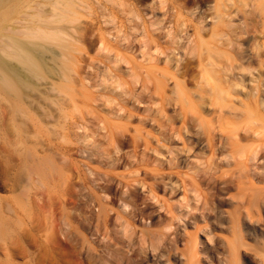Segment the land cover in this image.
<instances>
[{"label": "bare ground", "instance_id": "bare-ground-1", "mask_svg": "<svg viewBox=\"0 0 264 264\" xmlns=\"http://www.w3.org/2000/svg\"><path fill=\"white\" fill-rule=\"evenodd\" d=\"M4 1L12 0H0V4H2ZM69 2L72 4L75 3L74 5H76V2H81V0H72ZM69 2L68 0L67 2L66 0H60L59 3L63 4V8H58L56 3V6H54L58 10H60L61 8L62 9L60 12H58V15L56 10H54L56 14H52L50 19H54L53 16L55 15V18L58 17L59 23L62 24L63 22H69V24H71V30L69 29L71 32L66 29L65 24L61 25L58 30H56V27L55 33L50 34H48V32L47 34H45V32H42L44 31L43 29H37L42 30L41 32H38L30 28L31 32L34 31L32 33H34L33 35L34 37L36 36V38L46 40H49L50 38L52 40L57 38L58 40H60V48L62 49V52L60 54H58L57 52V54L62 57L67 55V51L65 50H67L69 47L68 40L70 39V41L75 44H81V42H83V35L85 34L83 32L84 27L82 29V22L80 21L81 19L75 18V16L78 15V12L74 8H71V6H68ZM214 3V5L212 4V8L209 7V13L202 11L201 9L200 11H198V13H196L195 11L190 12L186 10L187 8L180 0L160 1V4L164 5L165 7L164 17H166V20L170 25V29H167V31L165 30V27H163L162 29H156L155 31L159 33L154 32L155 34H153L147 32L146 34H143L141 38H134L132 37V34L118 30L117 33H115L114 35L112 34V40H110L105 37L102 32L99 33L98 36H95L96 33L94 29L96 27L94 29L92 28L93 31L89 30V32L93 33L94 35H90L91 33L87 34H89V37L95 36V39L97 37L96 40L98 42L97 44L99 45V51L97 50V57L91 58L90 62L89 60L85 61L89 62L90 66L93 69H96L95 72H86L87 74H84L85 76H87L85 77L84 81L86 83V80H88V84L82 83V87H85L87 89L89 87L91 88V90L93 88L97 92L101 93L105 92L104 90L107 89L110 92L109 96L105 95L107 96V102L108 100H113L116 101L119 105V110L115 113H111L113 116L110 118L112 119V123H109L110 119L108 118L95 116L96 119L101 123H99L101 129L112 130L116 134H118V136L113 137L114 142H116L118 145L124 144L125 141L127 143L129 139H131L133 145H136L140 142H138V140L141 139L145 144V148L149 150L153 139L156 140L157 143H160L162 141L165 143L163 146L167 148V153L169 156L166 162L169 169H175L176 172L170 171L167 173H161V170L158 168L152 169L151 173H149L148 171H146L145 173L144 171L140 170L141 172H144V176L141 178L133 177L130 180L124 181L123 185H125L126 187V189H124L125 191H129L128 187H132V189L135 188L134 185L137 184L142 186L143 188L145 187L148 194H150V197H153L155 196V187H158L160 184H163L164 186L170 185V183H172L171 181H173V179L175 178H177L180 184L183 185L184 189L186 179L179 176L177 172V169L181 167V164L184 163L185 166L190 170L191 167L195 166V163L190 159H198L201 155L207 154L208 159L207 161H205V164L209 167L210 171L215 172V169L219 166L218 162H223L222 158H224L226 161L225 166H227L226 169L228 170L221 176H208L203 178L196 176L199 178H192V181L194 183H196L197 181L205 182L206 184L213 186L220 184L219 186H221L222 189L226 190L229 187H234L237 190L238 196H232V199H234L233 202H235L236 199V202L234 203L236 207L234 206V208L235 214H238L236 216H233V218L231 219L232 223H230L232 224L231 228L233 230L232 234L234 236V239L230 241L222 238L223 242H221L228 247L229 257L235 259V264H240L237 259L239 258V256H243L244 250L242 252V249L249 250L251 245L254 246V244H252L254 242H251L250 245L247 244L246 241L254 240L255 244L258 243V245H256L257 247L253 248L254 250L252 249L254 252V258L253 256H250L252 257V260L248 259V261H251L248 263L246 262V264H264V228L259 227L261 230L260 232L259 230L253 229L252 227H250V229L245 226H242L243 228L241 227V225L245 224L244 219L246 218H248L247 220H249L250 222L252 220H256L255 223L262 226L264 225V213L260 214L261 216L259 215V213L257 215L252 214L254 213L252 208L254 209L255 207H258L259 211L260 207L264 208V0H215ZM83 5L86 6V3L84 2ZM81 8L82 10H84L83 7ZM90 9L91 8L88 7V9L85 10L89 11ZM69 12L71 14L70 16L68 15ZM87 14L88 16H90V18L94 16L91 11ZM187 17H190V19H188ZM206 18H209V21L212 22H210V24H206ZM53 22L55 23L54 20ZM48 23H50L49 20ZM84 23L86 22L84 21ZM47 27L50 28L49 26ZM91 27H89L88 29H90ZM52 28L54 27H51V29ZM99 28L102 29V26H100ZM28 29H26V31ZM51 32H53V30ZM27 38L31 39L30 37ZM85 38L87 39V36ZM94 38L92 39L95 40ZM2 40L0 39V50H2L3 52L6 51L10 58H14L18 62H20L29 73L23 74L15 62L12 63L10 60H6L5 58L0 56V141L4 143V140L7 139V148L9 149V151L5 149L6 152L8 151L9 154L14 151L18 152L20 156L23 157V161L25 164L29 163V158L31 157L30 154H32V150H37V148L39 149L41 147L44 148L45 145V150H60L62 155L59 153L58 155L64 157V160H61L63 163L65 160H67L65 158L66 154L70 152L72 148L65 145H58L55 140L59 137L65 136L64 132L59 130L60 127L62 128V130H66L72 127L68 124L71 119L72 123H74V113L65 112V109H67L69 106L76 107L78 104L79 99H76L72 96L74 91L73 86L71 89L72 93H70L68 90L69 86L65 87L63 90H57L56 88H54V85L50 83V81H45L46 79L44 80L43 76L41 75L42 70H44L45 73H50L46 67V60L42 56L36 55L34 53L35 51H33L32 49L21 48L16 40L11 41V43L8 41V44H5ZM5 47L7 49H5ZM121 50L130 53V55L127 56L120 53L119 51ZM135 53H138L140 55V57L143 59V62H140L138 64L134 62L133 55H135ZM64 59L67 60L65 57ZM75 59L76 63L74 62V65L76 66L75 72L77 73L82 69L79 63L82 62L83 58L78 55L75 57ZM95 61L102 63L105 66V69L102 68L101 70L100 68H98V66L95 67L93 64V62ZM122 63L126 64V66L129 67L126 70H122ZM53 66L55 67V65ZM90 66L88 65L86 66V68ZM66 68L67 67H65V69ZM84 70L82 73H84ZM51 74L52 73H50L49 75ZM65 75L66 74L64 73H59L60 79L68 82V84L72 83L71 77H66ZM98 76L102 77L100 78L101 80L98 78V81L103 82L104 84L108 83L109 85H102V83L95 81L94 79H96V77ZM32 77H35L38 81H44L45 84H49V87L47 86L46 90L45 88H43L45 93L43 92V90H41L42 88H38V85H41L42 82L37 84L33 81ZM77 79L78 78H76V80ZM170 80L173 83V89L170 92L171 96H167L166 86L167 82ZM137 85L138 88L136 89ZM101 96L103 95H100V97ZM130 98H135L140 102H143L144 100L153 101L154 104H157L158 107L154 112V115L151 114V122L156 125V128L158 127L157 135H153L150 131H145V133L143 134L139 130L135 129L134 132L139 133V139H137L135 133L125 134V131L127 132L126 126L120 124L119 122H115V120H119L125 121L128 124V122H130V120L134 117L132 111L126 108V102ZM95 100L97 99H94V101ZM166 106H173V111L170 115L166 113ZM77 112L79 115L78 110ZM75 114L77 115L76 112ZM84 115L88 116L85 113ZM95 117L93 118L95 119ZM81 118L79 119L80 121ZM77 120L78 118L75 121ZM82 121L84 120L82 119ZM140 121L145 122V119ZM85 123H87L86 120ZM42 135L46 136L45 139H43ZM173 143H176L178 144V146H180V148H178L179 150L174 151L170 147H168V144ZM1 147L2 146H0V148ZM4 147L5 146H3L2 149ZM81 151L83 152V149ZM89 153L90 155H93L91 154V152L87 151V155ZM182 153H184V160H180V156ZM60 158V156L59 158L57 156V159ZM66 164L67 162L64 165ZM64 168L66 169V166ZM259 169L263 171L261 176L260 174L259 176L256 174ZM134 171L135 170H133L132 172L135 176ZM136 174L140 175V173ZM62 176L63 177L61 180L63 181V183H65L66 177L64 174ZM105 176L109 178L110 175L108 173H105ZM127 176L131 177L129 173L127 174ZM100 181L97 182L99 183ZM91 183L95 184L93 182ZM98 183L97 185H99ZM72 185L69 184V186ZM74 185L76 186V184ZM97 185H93L95 186V189L100 188H97ZM106 191H104L105 195ZM70 192H74V190L71 188ZM67 193L70 195L69 192ZM65 195L66 192L63 193V199L61 200V203H65V200L68 199H65ZM69 195H67V197H69ZM74 197L75 196H73V198ZM109 198L111 197H108V199ZM56 200H58L59 202L58 198ZM56 200L55 203H57L59 206V203L56 202ZM67 202H69V200H67ZM82 202H84V200H82ZM70 203H73L74 205L76 202L74 203L73 199V202L71 200ZM71 205L72 204L68 205V208L73 206ZM89 206H91L90 202ZM126 207V204H124V208ZM85 209L86 208L82 209V211L84 210V213L86 212ZM8 211L13 210L9 209ZM106 211L107 209L105 208V206H100L98 214L96 215V213H93L95 214L97 219H94L91 216L92 220L94 219V222L95 220L99 222L96 225L97 229L93 232L79 231L78 228L74 226V224L65 214H60L61 216L59 215L58 217L59 220L55 218V221H57V223H53L50 229L48 225L49 230H47L45 234L41 235L43 237V240L40 244V248L42 249V261L38 260L40 262L38 263L90 264V262L95 261L93 264L97 262L98 264H115L116 261H124L125 258L123 257V255L126 256V254L128 253H123L124 251H121L122 246L120 247V245H126L127 242H134L131 240V235L133 236L135 232V229L133 228V218L135 216L131 217V214L129 215L126 213L122 214L121 212H116V221L123 220V222L119 221L120 223L118 227L120 230H117L115 232L116 236L113 240L114 242L112 241L113 238L110 237L111 241L113 242L111 244L108 236L111 235L110 233H112V231L110 233L107 232V221L109 217ZM207 211L211 212V209ZM215 212L214 214H216ZM244 212L246 215H244ZM233 213L234 212H232V214ZM139 214L143 215L142 212H139ZM230 215L228 217H230ZM73 217L76 218V216ZM29 219L32 220L31 218L25 219L26 225L28 224V221H30ZM83 220L84 219H82V221ZM55 221L53 220V222ZM77 221L78 220H76V222ZM89 222L88 226L91 225V223L93 224V222H91L90 224ZM99 224L102 225V229L99 228ZM4 225L5 222L0 219V228L4 229ZM57 226H59L60 228ZM195 226H197V224ZM100 229L102 232L100 231ZM200 231H203L202 228H200ZM30 232H32L31 229L23 233H27L26 236H28ZM176 233L178 234V232ZM176 233H173V241L170 240L171 243H174V241L177 242ZM141 238L139 239L140 241ZM106 239H108L107 242ZM194 240H190V244L188 243L191 247V251L192 249H197L200 246H198V242ZM96 241H100L101 243L104 242L103 248L107 249L99 250L95 248L93 244L96 243ZM108 242L109 244H107ZM131 243H129L130 248H134ZM138 244L140 243L138 242ZM101 245L102 244H100V246ZM168 245L170 247V242H168ZM173 245L176 246V244ZM140 246L138 248L139 251L140 248L143 249V246ZM123 247L126 249L125 246ZM172 247H170V250ZM216 247L213 248V246H210V249L207 250L209 251L210 255L213 251H216ZM145 248H147V246H145ZM153 249L154 248L152 247L151 250L154 251L155 249ZM131 253H133V251ZM25 254L29 256L27 252H25ZM141 255L139 253V258ZM196 255L197 253L195 254V251H193L192 257L194 258L200 256V254L197 256ZM141 259L143 258L141 257ZM120 262L118 264H120ZM222 262H226V264H228L227 260H224Z\"/></svg>", "mask_w": 264, "mask_h": 264}, {"label": "rangeland", "instance_id": "rangeland-1", "mask_svg": "<svg viewBox=\"0 0 264 264\" xmlns=\"http://www.w3.org/2000/svg\"><path fill=\"white\" fill-rule=\"evenodd\" d=\"M59 1L58 0H12V1H4L2 4H0V37H1L0 39L1 40L3 39L2 41L5 44H8L9 42L11 43V41L16 40L21 48L32 49L33 51H35L34 53L36 55L42 56L46 60L47 70L50 73H52L51 76L49 75L50 73L49 74L48 72L45 73V71L42 70L41 75L43 76L44 80L46 79L45 81H50V83H52L54 85V88H56L57 90H63L65 87L69 86L68 90L70 93H72L71 89L73 86L74 91L72 96L76 99H79L76 107L69 106L67 109H65V112L67 113H74L73 115L75 116V120L77 118L78 120L77 121L73 120L74 123H72V119H71L70 121L71 123L68 122V124L72 127L66 130L65 129L62 130V128L60 127L59 130L64 132L65 136L59 137L58 139L55 140V142L58 145H65L72 148L71 151L68 152L65 156V158L68 160V161L65 160L67 162L66 165H64L66 163L65 161H64L65 163L64 162L62 163L61 161L64 160L63 159L64 157L61 156L62 153L60 152V150H56V149H52L49 151L45 150L46 145L44 146V148L41 147L39 149L37 148V150H32V154H30L31 159L29 158V163L25 164L23 161V157L20 156L18 152L16 151L12 152L11 150L12 153L9 154L8 152L9 149L7 148V139L4 140V143L0 141V146L2 147L5 146L3 148L4 150L2 149V147L0 148V219H2L5 222L4 229L0 228V264H26V263L37 264L39 261H42L41 259L42 249L40 248L41 247L40 244L43 240V237L41 235L45 234V232L52 227L53 223L54 224L57 223V221H55V218L59 220L58 217L60 214H65L74 224V226L78 228L79 231L93 232L94 230L97 229L96 225L99 223L97 220H95L94 222V219L97 218L93 213H96L97 215L100 206H105V208L107 209L106 213L108 214L109 217L107 221V226H108L107 232L110 233L112 231V233H110L111 235L108 236L109 241H111L110 237L113 238L112 241L115 239L116 236L115 232L117 230H120L118 225L120 222H123V220H119L120 222L118 220L116 221L115 218V216L117 217L116 212L118 213L121 212L122 214L126 213L129 215L131 214L130 215L131 217L135 216L133 218V228L135 229V232L133 236L131 235V240L134 242L132 243L129 242L131 243V245L134 246V248L132 247L131 248L134 249L135 251L130 248L128 242H127L128 244L125 242L126 245H120V247L122 246L121 251H124L123 253L125 252L128 253L126 254V256L123 255V257L127 260L126 261L124 259L126 263L133 264L134 262V264H138V263L139 264L141 263L142 264H218V263L226 264V262L223 263L222 261L227 260L228 264H235V259L229 257L228 247L222 244L223 242L222 238L230 241L234 239V236L232 234L233 230L231 228L232 224L230 223H232L231 219L233 218V216H236L238 214V213L235 214V208H234L235 206L234 203L236 202V199L235 202H233L234 199H232V196L236 197L237 190L234 187L231 188L229 187L228 189H226L228 191L227 192L225 189H222L221 186H219L220 184L213 186V185H208L205 182L197 181L196 183H194L192 181V178L198 179L199 177L203 178L208 176L211 177L221 176L224 172L228 170L226 169L227 166H225L226 164L225 159L222 158L223 162L221 161L218 162L219 166L215 169L216 170L215 172L210 171L209 167L205 164V161H207L208 159L207 154L201 155L200 158L198 159H190L192 160V162L195 163V166L191 167L190 170L188 169V167L185 166L184 163L181 164V167L177 169L178 170L177 172L179 176L186 179L184 189H183V185H181L180 182L177 180V178H175L173 179V181H171L172 183H170V185L164 186L163 184L162 185L160 184L158 187H155L154 195L156 197L155 196L150 197V194H148L147 189L145 187L144 189L142 186L137 184L134 185L135 188L132 189V187H128L129 191L128 190L125 191L124 189H126V187L125 185H123L124 181L130 180L133 177L141 178L144 176V172L146 173V171L151 173L152 169L158 168L161 170L160 171L161 173H167L170 171L176 172L175 169L173 170L169 169L168 164L166 162L169 156L167 153V148L163 146L165 143L163 141L157 143L156 140L153 139L149 150L145 148V144L141 139L138 140V142L139 141L140 142L136 145H133L131 139H129L127 143L125 141L124 144L118 145L116 142H114V138H113L114 136H118V134H116L112 130L101 129L99 125L100 122L96 119V117L99 116L102 118L110 119L111 117H113L111 113H115L119 110L118 107L119 105L117 104L116 101L113 100L112 101L108 100L107 102V96H109L110 94L109 90L107 89L104 90L105 92L101 93V92H97L93 88L91 90V88L89 87L88 89L82 87V83L88 84V80H86V83L84 81L85 77H87L85 75L87 73L95 72L96 69V68L93 69L89 63L91 58L97 57L99 51L98 50L99 45L97 44L98 42L96 40L97 37L96 39L94 37L98 36L99 33L102 32V34L105 37L112 40V34L114 35L115 33H117L118 30L132 34V37L134 38H141V36L143 34H146L147 32L153 34L159 33L156 32L155 30L162 29L163 27H165L166 28L165 30L167 31V29H170V25L166 20V17H164L165 7L164 5L160 4V1L163 0H81V2H76V5H74L75 3L72 4L69 2L72 0H68L69 2L68 6L69 7L71 6V8H74L78 12V15L75 16V18L81 19L80 21L82 22V29L84 27L83 32L85 34L83 35V42H81V44L80 43L75 44L71 42L70 39L68 40L69 47L67 50H65L67 51V55L64 56L67 60H65L64 57L58 55L62 52V49L60 48L61 45L60 40H58L57 38L53 39L54 41L51 38L49 40L36 38V36L34 37L33 35L34 33H32L34 31L31 32L30 30L31 28L33 30L41 32L42 30H37V29H43L44 31L42 32H45V34H47L48 32V34H50V33H55V31L58 30V28L61 25L65 24L66 29L70 31L71 24H69V22L68 23L63 22L61 24L58 21V17L55 18L56 17L55 15L53 16L54 19L52 20L50 19L52 14H56L54 10H56L58 15L59 14L58 12H60L61 9L63 8V4H60ZM180 1L183 2L185 7L187 8L186 10L190 12L195 11L196 13H198L200 9L202 11L209 13L210 8H212V6L215 4L214 3L215 0H180ZM84 2L86 3L87 8L85 5H83ZM56 3L58 8L62 7L60 10H58L55 7ZM80 6L83 7V9L84 6L85 9H88V7H90L91 9L89 11L87 10L88 11L87 12L85 9L82 10ZM90 11L94 14V16L91 17L92 19L87 14ZM68 15L69 16L71 15L70 12L68 13ZM187 18L190 19V17ZM48 20L50 23H48ZM53 20L55 21V23L53 22ZM84 21L86 23H84ZM205 21L206 24H210V22H212L209 21V18H206ZM43 22L46 24H44ZM88 22L90 25L88 24ZM47 26H49L50 28H48ZM100 26H102V29L99 28ZM51 27L54 28L51 29ZM89 27L91 28L88 29ZM92 28L93 29L95 28L94 31L96 34L94 37H92L94 34L89 32V30L93 31ZM26 29H28L27 30L28 32L26 31ZM52 30L53 32H51ZM87 33L89 34L91 33L90 35L92 36L89 37V34ZM108 34H110L111 36ZM85 35L87 36V39L85 38L86 37ZM27 37H30L31 39ZM92 38H94L95 40H93ZM5 49L7 48L5 47ZM5 52L0 50V56L5 58L6 60H10L12 63L15 62L23 74L29 73L20 62H18L14 58L13 59L10 58L7 52L6 53ZM119 52L127 56L130 55V53L124 50H121ZM78 55H80L81 58H83L82 62L79 63L82 69L80 72L76 73L75 72L76 66L74 64L76 63L75 57ZM133 56L135 63L138 64L140 62H143V59L140 57L138 53H135V55ZM85 60L86 61L89 60V62H86ZM97 62L98 61L93 62L95 67L98 66V68H100L101 70L102 68L105 69V66L102 63L98 62L99 63L98 64ZM52 64L55 65V67ZM88 65L91 68L90 67L86 68V66ZM65 67L67 68L65 69ZM121 67L122 70L124 69L126 70L129 66L127 67L126 64L122 63ZM83 70L84 73H82ZM59 73L66 74L65 75L66 77L70 76L72 83L68 84V82L60 79ZM76 78L78 79L76 80ZM98 78L100 79L102 77L98 76L94 80L99 83H102V85H109L108 83L104 84L103 82L98 81L99 80ZM32 79L37 84L42 82L41 85H38L39 86L38 88L39 89L42 88L41 90H43V92L45 93L43 88H45L46 90L49 84H45L44 81L42 80L38 81L35 77H32ZM137 88L138 85L136 89ZM166 89H167L166 95L171 96L170 92L173 89V83L171 80L167 82ZM100 95L103 96L100 97ZM94 99L97 100L94 101ZM126 106L128 110L132 111L134 117L130 120V122H128V124L125 121L115 120V122H119L120 124H123L124 126L127 127V132L125 131V134H134L135 133L134 131L136 129L143 134L145 133V131H150L152 132L153 135H157L158 127L156 128V125L153 122H151V114L154 115V112L158 107L157 104H154L153 101L144 100L143 102L142 101L140 102L135 98H130L126 102ZM166 109H167L166 113L170 115L173 111V106H166ZM77 110L79 111V115ZM75 112L77 113V115L75 114ZM84 113L87 114L88 116L84 115ZM79 116L80 118L83 117L81 118V121L79 120L80 119ZM93 117H95V119ZM82 119L84 121H82ZM143 119H145L146 123L140 121ZM85 120L87 123H85ZM109 123H112V119L109 120ZM74 124H76L79 128ZM80 125L81 126L84 125V126H82L81 128ZM135 136L137 137V139H139L138 137L139 133H135ZM42 137L43 139H45L46 136L42 135ZM168 147H170L174 151H177L179 150L178 148H180V146H178V144L176 143L168 144ZM5 149L8 150L7 151L8 153L6 152ZM82 149L83 152L81 151ZM86 150L91 152V154L93 155H90V153L87 155ZM58 153L61 155H58ZM57 156L58 158L59 156L61 158L57 159ZM184 159H185L184 153H182L180 156V160H184ZM63 166L64 167L66 166V169ZM133 170L136 171V172L134 171L135 176L132 172ZM140 170L144 172H141ZM194 172L197 173L195 174ZM262 172L263 171L259 169L256 172V174L258 176L260 174L261 176ZM90 173H94L96 176ZM105 173H108L110 175L109 178L105 176ZM128 173L130 174L131 177L127 176ZM136 173H140V175ZM63 174L66 177L65 183H63V181L61 180ZM96 180L97 181L103 180V181H100L98 183ZM91 182L95 184H92ZM96 182L99 185H97ZM73 183L76 184V186ZM69 184L71 185L73 184V185L69 186ZM93 185H97L98 186L97 188L99 187L100 188L95 189L94 188L95 186ZM71 188L74 190V192H70ZM104 191H106V195ZM64 192H66L65 199L68 198L67 200H69V202L65 200V203H61ZM67 192H69L70 195ZM122 192H125L127 195ZM124 194L126 195V197ZM67 195H69V197L71 198L67 197ZM72 195L75 197L73 198ZM108 197L111 198L108 199ZM55 198L56 199L58 198L59 202ZM79 198L84 200V202H82V200H80ZM73 199H74V203L76 202L77 205L76 203L74 205L73 203H70L71 200L73 202ZM113 199L115 200V202ZM55 200L56 202L59 203V206L57 203H55ZM130 200L132 203L130 202ZM89 202L91 206H89ZM70 204L73 205V206L71 205L73 208L69 206L71 209L68 208V205ZM124 204H126L127 206L126 208H124ZM84 208H86L85 213L84 210L82 211V209ZM9 209L13 211H8ZM210 209L211 212L207 211ZM254 209L252 208L254 212L252 214L257 215L259 213L260 215L264 213V208L262 207H260L261 212L259 211L258 207H255ZM256 210H258L259 212ZM139 212L140 213L142 212L143 215H140ZM214 212L216 214H214ZM230 212L232 216L230 215ZM232 212L234 213L232 214ZM137 214H139L140 216ZM229 215L230 217H228ZM244 215H246L245 212ZM73 216H76V218ZM91 216L94 218L93 220ZM27 218L32 219V220L29 219L30 221H28L27 224L30 225L32 223L30 226H27L25 224V219ZM85 218L87 219V221ZM89 218L92 221H90ZM82 219H84L83 220L84 222L82 221ZM247 219L248 218L244 219V221L245 224L248 223L249 225L243 224L241 225V227L245 226L248 229L252 227L253 229L259 230L260 232H261L260 228L261 227L264 228V225L262 226L255 223L256 220H252L250 222ZM53 220L55 222H53ZM76 220L78 221L76 222ZM85 221L87 222V224ZM88 222L89 224L93 222V224L91 223V225L88 226ZM100 224H99V228L102 229V225ZM196 224L197 226H195ZM48 225H49V229H48ZM169 228L172 229L173 231L170 230ZM200 228H202L203 231H200ZM29 229H31L32 232H30L28 236H26L27 233L26 234L24 233ZM174 232L175 233L178 232L179 234L178 235L176 233L177 242L175 241L174 243L172 242L173 244H176V246H174L171 243V241H173ZM139 234L141 235V237L142 236L144 237L141 238ZM140 238L142 242L139 240ZM108 239H106V242ZM194 239L196 240V242H198L197 243L198 246L200 245L199 248H197L200 250L197 249H192V251L190 250L191 249L189 245L190 240H194ZM112 241L111 244L114 242ZM104 242L101 243L100 241H96L97 244L94 243L93 246L99 250L107 249V248H103ZM138 242L141 244V246H143L142 247L143 249L140 248L141 252L138 249L140 246ZM168 242H170V247L173 246L171 248V250L173 249L172 251L170 250ZM251 242H254L252 243L254 244V246L251 245ZM246 243L250 244L251 247L249 248V250L242 249V252L244 250L243 256H239V258L237 259L240 264H246V262L247 263L250 262L252 260V257L250 256H253L254 258L253 248H256L257 247L256 245H258V243L255 244L254 240H248L246 241ZM100 244L102 245L100 246ZM107 244H109V242ZM123 246H125L127 250L130 249L131 251L130 250L127 251ZM145 246H147V248L149 249L145 248ZM210 246L211 247L213 246V248L216 247L215 249L216 251H213L211 255L209 251H207L208 249H210ZM152 247L155 249V250L153 249L154 251L151 250ZM132 251L133 253H131ZM193 251H195V254L197 253V255L200 254V256L193 258L192 257ZM25 252H27L30 257L27 254H25ZM214 252L216 253V256ZM139 253L140 255L142 254L140 258L138 256ZM204 253H208L209 257L208 254H204ZM212 256L215 257L213 258ZM141 257L143 259H141ZM248 259L251 260L248 261ZM124 261L120 262L119 260L120 264H126ZM94 262L95 261L90 262V264H93ZM119 262L116 261L115 264H118ZM95 264H98V262ZM104 264H108V263H104Z\"/></svg>", "mask_w": 264, "mask_h": 264}]
</instances>
